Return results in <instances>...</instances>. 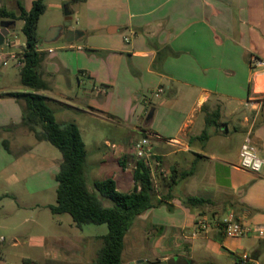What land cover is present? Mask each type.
<instances>
[{
  "label": "crops",
  "instance_id": "0c3cea01",
  "mask_svg": "<svg viewBox=\"0 0 264 264\" xmlns=\"http://www.w3.org/2000/svg\"><path fill=\"white\" fill-rule=\"evenodd\" d=\"M107 1L118 6V11L108 26L106 41L96 47V51L106 53V59L88 70L83 50L91 52L93 47L78 43L84 31L53 26L44 42L38 45L48 53L42 65L44 79L51 78V87L48 84L49 89L41 94L68 111L100 114L122 122L125 112L127 116L132 115L131 102L141 97L139 92L163 90L159 96L155 94L161 102L146 120L151 124L160 116V127L142 130L138 118L145 110L136 106L133 129L156 140L150 141L145 160L152 169L157 198L168 194L164 179L173 170L177 183L171 193V210L166 205L159 206L136 220L147 225L145 241L151 244L154 257L144 258L141 263L138 261L141 258L135 257L129 264H237L243 256L260 264L264 240L252 236L227 238L214 225L212 230L200 232L195 223L199 215L216 219L233 211L245 225H264V167L260 173L239 168L241 146L248 134L264 158V0ZM73 5L68 3L64 8L69 20L75 13ZM32 6L24 7L29 11ZM57 10L63 7L59 5ZM68 26H73V22ZM63 38L66 44L61 49L76 52L54 57L52 46L48 49L41 46L42 43L56 44ZM15 47L13 53L19 55L25 41L20 42L18 37ZM57 72L67 78L78 73L93 78V90L99 100L94 101L92 94H86L82 101L84 107H80L78 97L53 88ZM97 82L111 86L112 92L97 88ZM21 86L20 93H25L26 89ZM10 92L13 91L5 93ZM167 92L169 95L164 98ZM103 95L108 96L106 100ZM109 101L118 103L112 105ZM22 114L16 99L0 98V127L7 128L6 134L24 133L35 137L21 125ZM209 117L217 125L207 126ZM72 120L61 115L62 123H59H76ZM77 126L83 137L85 127ZM232 134L236 137L234 151L227 144ZM101 147L99 154L87 160L86 174L87 170H96L106 178L115 179L119 191L129 192L125 189L134 188L137 159L116 143L106 141ZM156 172L161 184L157 182ZM182 173L189 175L180 178ZM31 187L40 191L44 180H38ZM175 189L180 192L175 194ZM188 197L203 198L210 203L190 209L182 203Z\"/></svg>",
  "mask_w": 264,
  "mask_h": 264
},
{
  "label": "rangeland",
  "instance_id": "374dc122",
  "mask_svg": "<svg viewBox=\"0 0 264 264\" xmlns=\"http://www.w3.org/2000/svg\"><path fill=\"white\" fill-rule=\"evenodd\" d=\"M33 1L36 0H0V7L17 13L19 4L30 8ZM68 3H71V0L47 1L46 12L39 22L38 37L40 41L44 42L51 28L57 25L64 27L65 30L82 29L84 37L78 43L82 47L85 45L88 48L93 47V51L89 52L87 49L88 51L83 50V52L87 57V69H94L99 61L106 59V53L96 51V47L106 41L108 26L114 17V12L118 11V6H114L107 0L75 3L73 5L75 13L70 16L71 20H69L64 11ZM59 5L63 7V10H57ZM69 22H73V26H68ZM22 27L23 22L17 21L15 29L9 32H14L16 36L20 37V42L25 41ZM0 31L5 33L1 28ZM16 43H18V38ZM65 44L66 40L63 38L56 44L42 43L41 46L46 49L52 46L55 49L54 57L66 52L70 54L76 52L62 50L61 48ZM15 48L0 46V49H3L0 51L1 94L6 91L22 92L21 68L17 66L16 60L9 56L10 53L15 52ZM21 54L22 52H20L19 58H21ZM4 62H7V65H4ZM107 76L110 77V74ZM45 80L51 87V78L46 77ZM92 80L93 78L83 77L79 73L67 78L64 73L57 72L52 86L59 92L78 97L80 101L77 102L78 105L84 107L82 101H84L83 97H86V94H92L94 101L99 100H97V94L93 90ZM110 80L112 79L108 78V81ZM96 87L104 92L107 91L109 94L112 92L111 86H107V84L97 82ZM47 94L51 96V93ZM155 94L156 92L147 90L142 93L139 92L138 95L141 97L133 98L131 102L133 104L131 108L133 116L131 114L127 116V112L122 111L126 117L123 119L124 121H119L120 123L100 114L92 116L82 115L78 111H68L64 106L52 102L51 98L48 100V104L55 111L58 122L62 123L61 115H64L66 118L75 120L81 128L85 127L83 139L87 144L88 160L100 153L102 143H106V141L116 143L121 149L135 157L133 147L138 140L149 138L152 143L156 142L151 136H143L133 129L136 123L134 117L136 106L145 110L141 112L138 118L142 130L148 129L150 126L160 127V116L155 118L151 124L146 123L151 110L157 108L158 103L161 102V99L156 98ZM168 95L167 92L164 98H167ZM107 97V95L102 96L105 100ZM16 101L19 105L21 104L23 110L24 102ZM116 103L110 102L112 105ZM68 123L75 122L70 121ZM5 131L7 130L4 127H0V264H24V260H29L28 264H92L101 247L99 238L108 233L107 225L85 224L79 228L70 215H54L49 208V206L56 204L58 184L55 177L59 172L62 159L61 152L49 142H37L34 135L18 133L8 136ZM235 139L236 137L232 134L227 141L228 146L232 148L230 151H234ZM4 141H7L8 149L4 145ZM105 147L106 145L103 148L105 149ZM235 160L236 157L233 158V161ZM121 162L118 165L119 168L122 167ZM154 170L156 171L157 168L155 167ZM86 177L89 189L96 192L94 183L107 176L99 174L96 170L94 172L87 170ZM38 180H44V187L40 191L31 187V185L37 184ZM158 181L161 184L157 173ZM132 190V187L125 189L129 192ZM163 191L166 192L167 189ZM179 192L180 189H175L174 193ZM103 201L105 206L111 205L109 200L104 199ZM146 228L145 222L137 221L130 229L123 252L124 264H129L135 257L141 258L138 260L140 263L144 258L154 257L151 244L145 241ZM251 251L253 253L254 249ZM259 262L264 264V253Z\"/></svg>",
  "mask_w": 264,
  "mask_h": 264
},
{
  "label": "trees",
  "instance_id": "16d2710c",
  "mask_svg": "<svg viewBox=\"0 0 264 264\" xmlns=\"http://www.w3.org/2000/svg\"><path fill=\"white\" fill-rule=\"evenodd\" d=\"M47 0H36L31 10L19 4L18 13L0 7V20L22 21L25 48L21 54L23 66L20 69L21 84L25 93L0 94V98H14L23 101L22 126L35 134L38 141H46L56 147L62 155L57 181L56 204L49 206L54 215L68 214L79 228L85 224L107 225L108 233L99 239L101 247L92 264H124L125 239L136 220L152 208L166 205L170 210L172 190L177 183L175 170L164 184L169 188L167 195L157 198L152 169L146 160H137L133 172L134 188L130 192L118 190L115 179L106 178L94 183L93 192L87 185L86 167L88 151L81 131L75 123L60 124L55 111L48 104V98L41 94L49 89L44 79L42 65L48 53L37 51L40 43L38 27L45 14ZM87 0H71V4ZM207 126L217 125L213 117L207 118ZM7 130V128H5ZM204 136L207 133L204 132ZM146 137H148L146 135ZM4 145L8 149L7 141ZM122 165V162H121ZM180 174V178L188 176ZM104 199L111 202L105 206ZM187 208H201L210 202L203 198L188 197L182 201ZM29 260H24L28 264Z\"/></svg>",
  "mask_w": 264,
  "mask_h": 264
},
{
  "label": "built area",
  "instance_id": "2783aa9c",
  "mask_svg": "<svg viewBox=\"0 0 264 264\" xmlns=\"http://www.w3.org/2000/svg\"><path fill=\"white\" fill-rule=\"evenodd\" d=\"M17 38L18 36H16L14 32L9 33L8 36L5 37L3 45L10 48L15 47L17 44ZM37 51L44 52L39 48V46H37ZM51 52H53V50H49V53ZM9 56L10 58L16 60L19 68L23 66L19 55L10 53ZM4 65H7V62H4ZM162 92L163 90L160 89L156 93V96H159ZM150 144L151 142L149 138H142L134 144L133 151L137 160H145L148 155ZM263 167L264 158L260 156L257 146L252 141L250 134H248L241 146L239 154V168L254 173H260ZM213 225L228 238L239 239L252 236L257 239L264 240V225H245L237 220L233 211H230L216 219L208 218L205 215H199L195 223L197 230L200 232H208L212 230ZM237 264H254V260L249 256H243L239 258Z\"/></svg>",
  "mask_w": 264,
  "mask_h": 264
},
{
  "label": "water",
  "instance_id": "95a60500",
  "mask_svg": "<svg viewBox=\"0 0 264 264\" xmlns=\"http://www.w3.org/2000/svg\"><path fill=\"white\" fill-rule=\"evenodd\" d=\"M0 28L5 31V33H3V32L0 31V46H2L3 43H4L5 37L8 36V34H9L10 31H12V30L15 29V22H13V21H7V20H2L0 22ZM58 28L59 27L54 28V30L52 31V33L54 34ZM152 115H153V111L150 112V114L148 116V119H150L152 117Z\"/></svg>",
  "mask_w": 264,
  "mask_h": 264
}]
</instances>
